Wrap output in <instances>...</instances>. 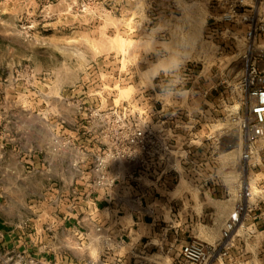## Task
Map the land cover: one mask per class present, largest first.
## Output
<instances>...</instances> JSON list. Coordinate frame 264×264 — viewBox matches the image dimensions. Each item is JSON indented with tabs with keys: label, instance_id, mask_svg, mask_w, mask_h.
Instances as JSON below:
<instances>
[{
	"label": "rangeland",
	"instance_id": "rangeland-1",
	"mask_svg": "<svg viewBox=\"0 0 264 264\" xmlns=\"http://www.w3.org/2000/svg\"><path fill=\"white\" fill-rule=\"evenodd\" d=\"M231 2L0 0V103L47 107L52 121L53 108L62 109L58 140L68 145L66 130L77 126L98 145L93 161L115 150L123 113L163 131L176 158L167 169L181 178L170 196L186 203L187 236L215 244L239 212L227 254L209 264H264V134L244 161L239 121L250 117L242 76L250 63L264 74V35L248 41L244 24L222 21ZM90 127L98 135L84 134ZM75 143L87 156V145ZM179 248L147 260L171 264Z\"/></svg>",
	"mask_w": 264,
	"mask_h": 264
},
{
	"label": "crops",
	"instance_id": "crops-1",
	"mask_svg": "<svg viewBox=\"0 0 264 264\" xmlns=\"http://www.w3.org/2000/svg\"><path fill=\"white\" fill-rule=\"evenodd\" d=\"M53 109L54 121L47 107L0 103V264H152L151 256L173 257L178 243L171 264H183L181 246L197 238L187 236L190 219L179 211L185 201L170 196L181 178L154 158L110 160L107 181L95 186L98 145L77 126L63 144V110ZM15 111L29 124L10 119ZM75 142L87 145V156Z\"/></svg>",
	"mask_w": 264,
	"mask_h": 264
},
{
	"label": "built area",
	"instance_id": "built-area-1",
	"mask_svg": "<svg viewBox=\"0 0 264 264\" xmlns=\"http://www.w3.org/2000/svg\"><path fill=\"white\" fill-rule=\"evenodd\" d=\"M263 4L264 0H232L222 21L244 24L246 39L254 41L264 35V18H260L264 11L255 7ZM239 86L244 88L249 100L250 117L239 120L245 131V148L241 157L249 162L256 149L255 145L264 134V74L255 63H250ZM125 116L123 113L120 117L115 150L109 148L103 154L94 157L91 170L95 174L93 181L95 186H102L107 181L105 172L110 160L136 163L144 158H154L157 164L167 166L172 161L173 149L168 135L161 130L152 131L144 125L128 123ZM238 222L239 212H236L226 222L222 238L215 244H207L198 239L183 244L181 246L183 264H209L216 256H225L231 246L230 239Z\"/></svg>",
	"mask_w": 264,
	"mask_h": 264
},
{
	"label": "bare ground",
	"instance_id": "bare-ground-1",
	"mask_svg": "<svg viewBox=\"0 0 264 264\" xmlns=\"http://www.w3.org/2000/svg\"><path fill=\"white\" fill-rule=\"evenodd\" d=\"M185 184H187V183H184V182H183V183L181 184V186H185Z\"/></svg>",
	"mask_w": 264,
	"mask_h": 264
}]
</instances>
